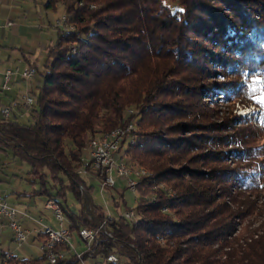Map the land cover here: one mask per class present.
<instances>
[{"label": "trees", "instance_id": "obj_1", "mask_svg": "<svg viewBox=\"0 0 264 264\" xmlns=\"http://www.w3.org/2000/svg\"><path fill=\"white\" fill-rule=\"evenodd\" d=\"M172 1L173 7L164 0H47L46 7L63 5L75 28L59 29L30 118H0V150L30 165L31 182L40 185L34 193L56 199L69 230L96 231L81 260L114 253L116 264H264V218L256 228H234L236 220L258 213L241 192L255 191L251 158L215 150L226 141L195 134L198 127L214 126L196 120L201 93L211 94L199 88L202 80L264 73V0ZM91 5L96 9L90 11ZM143 45L157 46L170 63L129 113L120 85L137 73L134 62ZM159 96L172 101H157ZM133 116L139 127L177 121L166 128L172 136L158 129L123 142L120 161L141 172L133 174L140 196L134 218L126 220L108 217L91 201V186L77 168L87 144L125 127ZM228 153L235 155L234 167L226 163ZM238 161L248 164L242 168ZM70 192L81 204L78 211L67 202ZM7 264L48 263L41 255L12 256ZM57 264L80 259L69 253Z\"/></svg>", "mask_w": 264, "mask_h": 264}, {"label": "rangeland", "instance_id": "obj_2", "mask_svg": "<svg viewBox=\"0 0 264 264\" xmlns=\"http://www.w3.org/2000/svg\"><path fill=\"white\" fill-rule=\"evenodd\" d=\"M46 3L47 0H0V69L4 63L9 66H14L17 63L20 66H31L33 69H37L31 80L10 84L12 92L10 90L7 94L16 93L17 99L15 101L18 103H21L23 96L27 94L36 99L37 87L41 84L43 66L48 57L49 49L57 41L59 29L72 30L75 28L73 23L69 22L63 5L56 4L53 7H46ZM164 3L171 7L176 5L172 0H164ZM89 9L90 11L95 10L96 6L91 5ZM9 23L10 25H8ZM156 47L155 45L142 46L143 50L139 52L134 62L137 73L129 81L120 85L128 111L135 110V101L143 100V95L152 80L155 77H160L162 71L170 63L163 57V53H157ZM21 53L28 57V62L22 59ZM199 86H201L199 88L209 89L211 94L201 93L200 103H197L199 115L196 120L199 124L214 126L211 130L198 127L196 136L203 134L212 137L213 140L221 138L226 143H220L221 145L215 146L214 149L223 153L231 150H237L238 153L240 151L238 158L241 160L244 156L249 155L251 158L249 164L253 166L252 172L258 175L257 183L252 185L254 187L252 189L255 191L245 190L241 192L254 201L257 209L255 210L259 215L234 222L236 233L242 232L245 228H256L264 218V73L254 77H235L230 73H220L211 76L210 79L202 80ZM158 94L156 95L158 96ZM161 99L172 101L171 98L160 96L157 101ZM20 107L18 105L17 108ZM30 113H24L19 118L20 121L26 122L30 118ZM136 120L137 116H133L124 125L132 124L133 129H130L127 135L133 141L137 133L158 129H161L164 134L172 136L166 128L174 125L177 121H166L158 127L146 124L139 127ZM154 122L156 121L153 120L152 123ZM98 138L102 139L101 136ZM87 146L88 144L85 149ZM120 154L122 155V153ZM228 154L226 163L228 166L234 167L235 155ZM83 161L84 158L79 164H82ZM238 162V166L242 168L248 164L247 162ZM188 166L204 170L201 164L195 166L189 164ZM133 169H137V167L133 166ZM81 177L85 180L87 187L91 186L86 191L91 201L101 206L111 217L118 218L125 211H133L137 207L139 192L137 190L133 192L130 188L125 187L121 179H116L115 187L101 190L96 181L85 175ZM32 179L33 174L28 163L14 156L10 150L6 152L0 150V194L5 191L8 201H15L18 208L29 209L27 214L30 219L24 221L23 226L31 231V234L27 235L26 241L18 246L12 237L8 222L3 220V229L0 230V256L2 253H10L21 259H36L42 255L40 251L42 238L39 237L41 226L36 221L41 219L42 226L59 229V224L53 214L44 209L48 199L47 195L34 193V191L39 190L40 185L36 182L32 183ZM64 181L66 182V180ZM159 187L166 190V186L163 184H160ZM53 193L55 192L53 191ZM67 202L73 210L81 209L80 202L71 192L67 194ZM115 202L118 204L115 205ZM18 218L19 216H17ZM64 227L69 229V220L66 215ZM70 233L71 252L83 254L86 250V243L81 239L77 230H70ZM84 261L85 264H94V259L91 258H85Z\"/></svg>", "mask_w": 264, "mask_h": 264}, {"label": "built area", "instance_id": "obj_3", "mask_svg": "<svg viewBox=\"0 0 264 264\" xmlns=\"http://www.w3.org/2000/svg\"><path fill=\"white\" fill-rule=\"evenodd\" d=\"M8 25H10V23ZM34 75L35 69L32 67L15 66L6 68L2 73L0 82V98L10 92V84L14 82L15 79L29 81ZM18 105L21 107L17 108ZM33 105L34 98L29 94L23 96L21 103L14 101L9 105H5L0 101V118H12L14 115L21 117L24 113H30ZM18 109L21 112H19ZM130 129H132V124L120 129L114 137H111V144H102V140L94 138L91 148L84 149L86 153L84 164H79L77 170H83V176L85 175L89 177V179L96 181L100 185L101 190L115 187L116 179H121L125 187L130 188L133 192L136 191L137 182L132 181V174L140 172L131 170V167H125L119 162V153H122V141L132 142V139H129L127 135ZM44 209L53 214L55 220L59 224V229L42 226L41 219L36 221V223L41 226L39 229V235L42 238L40 251L48 264H57L66 260L69 253L73 254L70 245L71 233L69 229L64 227L65 215L55 198H48L44 205ZM131 212L133 211H125L120 216L127 220V214H131ZM19 214L22 217L30 219L27 213L21 212L14 207L8 206L7 203L0 201V219L4 217L8 220V227L12 232L14 241L18 243V246L26 241L27 235L29 234L18 222L17 216ZM109 216L110 215H108V217ZM103 225L104 223H98V229L103 230ZM78 233L79 235H85V237L89 239V247H86V249H90L95 243L97 236L96 231L89 227H83ZM108 237H110L109 234ZM73 255L80 259V264H85V261L81 260L82 254L75 253ZM12 256L13 255L10 253H4V256L0 259V264H7V261ZM92 259H94V262H102V264H116L119 262L118 257L114 253L109 254L104 259Z\"/></svg>", "mask_w": 264, "mask_h": 264}, {"label": "crops", "instance_id": "obj_4", "mask_svg": "<svg viewBox=\"0 0 264 264\" xmlns=\"http://www.w3.org/2000/svg\"><path fill=\"white\" fill-rule=\"evenodd\" d=\"M21 56H22V59L23 60H25L26 62H28V57L27 56H24L23 55V53H21ZM15 66H20V65H18L17 63H15L14 64V66H9V65H7V63H4V65H3V67H2V69H0V82H1V78H2V73H3V71L6 69V68H11V67H15ZM22 67H27V66H25V65H23ZM19 82H22L21 80H17V79H15L14 80V83H19ZM11 92H12V90H11ZM17 99V94L16 93H10V94H5L4 96H2L1 98H0V101L3 103V104H5V105H9V104H11L12 102H14L15 100ZM18 196H21L20 194H17ZM0 201H3V202H5V203H7V205L8 206H10V207H14V208H16L17 210H19V211H21V212H25V213H28V211H29V209L28 208H18L17 207V203L15 202V201H8L7 199H6V192L5 191H3L1 194H0ZM18 202V201H17ZM19 216V218H18V222L20 223V225L22 226V228L23 229H25L24 228V221H27V219L28 218H25V217H22L20 214L18 215ZM2 219V218H1ZM0 219V230H2L3 229V220H5L6 222H8V220L6 219V218H3L2 220ZM25 230H27V229H25ZM28 231V230H27ZM29 232V234L28 235H30L31 234V231H28ZM33 233L35 232V231H32ZM40 237V236H39ZM3 254V253H2ZM1 254V255H2ZM13 255V254H12ZM1 257V256H0ZM95 263H97V262H94V264Z\"/></svg>", "mask_w": 264, "mask_h": 264}, {"label": "bare ground", "instance_id": "obj_5", "mask_svg": "<svg viewBox=\"0 0 264 264\" xmlns=\"http://www.w3.org/2000/svg\"><path fill=\"white\" fill-rule=\"evenodd\" d=\"M63 19H64V18H63ZM131 112H132V111H130L129 113H131ZM122 128H124V127H120V128H118V129L114 130L113 132H111L110 134H107L106 137H105V139L102 141V144H111V137H114V136L119 132V130L122 129ZM132 129H133V128H132ZM95 139H99V138H95ZM100 140H102V139H100ZM123 142H124V141H122V153H123ZM126 142H127V141H126ZM132 142H133V140H132ZM91 145H92V142L87 146V149H90V148H91ZM119 162L122 163L125 167H127V165H126L123 161H120V153H119ZM82 164H84V161H83ZM131 170H132V168H131ZM134 171H135V170H134ZM136 172H140V171H136ZM78 173H79L80 175H83V170H79ZM133 174H141V172H140V173H133ZM133 174H132V181H133V182H137V181H135V180L133 179ZM142 174L145 175L146 172L143 171ZM64 215H65V214H64ZM64 218H65V216H64ZM133 218H134V212H131V214H127V219L131 220V219H133ZM80 236L82 237L83 241L87 244L86 246L89 247V239L86 238L85 235H80Z\"/></svg>", "mask_w": 264, "mask_h": 264}, {"label": "snow or ice", "instance_id": "obj_6", "mask_svg": "<svg viewBox=\"0 0 264 264\" xmlns=\"http://www.w3.org/2000/svg\"><path fill=\"white\" fill-rule=\"evenodd\" d=\"M181 11H183V9H181Z\"/></svg>", "mask_w": 264, "mask_h": 264}]
</instances>
